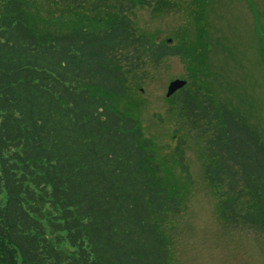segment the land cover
Here are the masks:
<instances>
[{
    "label": "trees",
    "instance_id": "1",
    "mask_svg": "<svg viewBox=\"0 0 264 264\" xmlns=\"http://www.w3.org/2000/svg\"><path fill=\"white\" fill-rule=\"evenodd\" d=\"M184 4L0 0V264H178L181 189L135 111L168 56L190 70L174 133L200 143L223 226L264 249L263 130L207 84L201 35L158 39L133 12Z\"/></svg>",
    "mask_w": 264,
    "mask_h": 264
},
{
    "label": "rangeland",
    "instance_id": "2",
    "mask_svg": "<svg viewBox=\"0 0 264 264\" xmlns=\"http://www.w3.org/2000/svg\"><path fill=\"white\" fill-rule=\"evenodd\" d=\"M185 1L189 4L157 10L156 6H135L133 12L140 27L157 31L158 39L201 35L205 70L213 76L207 84L219 98L225 96L246 110L264 132V0H204L202 6ZM189 72L186 60L168 56L135 99V111L156 145L166 179L181 189L184 210L175 259L178 264H264V249L253 234L230 231L220 222L198 140L190 134L181 140L174 133L178 121L166 90L176 78L189 79ZM180 141L184 142L183 165L175 156Z\"/></svg>",
    "mask_w": 264,
    "mask_h": 264
},
{
    "label": "water",
    "instance_id": "3",
    "mask_svg": "<svg viewBox=\"0 0 264 264\" xmlns=\"http://www.w3.org/2000/svg\"><path fill=\"white\" fill-rule=\"evenodd\" d=\"M185 79L176 78L169 82L166 90V96L169 97L175 93L178 89L182 88L186 84Z\"/></svg>",
    "mask_w": 264,
    "mask_h": 264
}]
</instances>
